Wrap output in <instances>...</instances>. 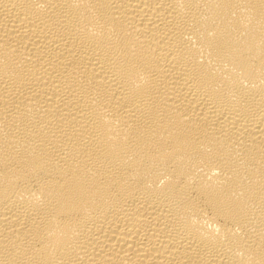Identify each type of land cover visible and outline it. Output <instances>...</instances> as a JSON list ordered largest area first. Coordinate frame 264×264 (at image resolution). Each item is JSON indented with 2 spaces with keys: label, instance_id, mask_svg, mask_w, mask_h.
<instances>
[{
  "label": "bare ground",
  "instance_id": "6f19581e",
  "mask_svg": "<svg viewBox=\"0 0 264 264\" xmlns=\"http://www.w3.org/2000/svg\"><path fill=\"white\" fill-rule=\"evenodd\" d=\"M0 264H264V0H0Z\"/></svg>",
  "mask_w": 264,
  "mask_h": 264
}]
</instances>
